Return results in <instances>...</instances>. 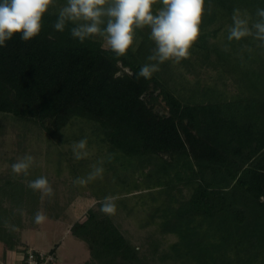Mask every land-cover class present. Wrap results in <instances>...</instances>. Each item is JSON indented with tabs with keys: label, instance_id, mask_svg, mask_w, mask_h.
I'll list each match as a JSON object with an SVG mask.
<instances>
[{
	"label": "trees",
	"instance_id": "1",
	"mask_svg": "<svg viewBox=\"0 0 264 264\" xmlns=\"http://www.w3.org/2000/svg\"><path fill=\"white\" fill-rule=\"evenodd\" d=\"M236 7L255 19L264 0H213L190 58L165 63L150 80L136 75L155 46L147 30L117 57L99 38L80 43L56 31L54 11L40 37L0 47V113L49 136L87 121L81 138L114 173L118 196L135 200L126 210L144 212L139 199L158 203L145 224L158 217L161 233L177 238L164 248L152 237L137 245L96 197L98 208H78L86 218L71 228L88 245L87 264H264V43L227 40ZM211 71L212 84L200 77ZM38 203L23 183L0 186L6 249L19 245Z\"/></svg>",
	"mask_w": 264,
	"mask_h": 264
},
{
	"label": "clouds",
	"instance_id": "2",
	"mask_svg": "<svg viewBox=\"0 0 264 264\" xmlns=\"http://www.w3.org/2000/svg\"><path fill=\"white\" fill-rule=\"evenodd\" d=\"M54 11L56 31L63 33L67 28L80 43L99 38L101 46L117 57L134 51L141 43V31L147 30L155 46L136 75L150 80L165 63L179 64L190 58L203 34L204 20L212 14L213 0H0V47H6L17 35L25 42L37 39L42 35L45 17ZM249 37L264 43V7L255 10V19L246 9H233L227 40L241 42ZM71 150L76 160L92 156L87 137L74 141ZM34 163L35 158L26 153L10 167L17 177H27ZM105 171L103 159H97L91 170L76 177L75 182L87 184L102 178ZM28 187L39 192L42 199L54 194L44 175L29 180ZM115 199L105 197L100 211L115 214ZM47 219L43 211L33 217L37 225Z\"/></svg>",
	"mask_w": 264,
	"mask_h": 264
},
{
	"label": "rangeland",
	"instance_id": "3",
	"mask_svg": "<svg viewBox=\"0 0 264 264\" xmlns=\"http://www.w3.org/2000/svg\"><path fill=\"white\" fill-rule=\"evenodd\" d=\"M211 76H214L212 71L210 75H200L204 82L212 84L214 79ZM193 77L188 75V79L191 81H193ZM158 110L163 112L160 108ZM87 124L88 122L85 120L76 119L64 127L59 134L49 136L37 124L0 113V186L8 179L28 186L29 180L44 175L48 177L54 188V194L43 199L36 191L39 198L38 211H43L48 219L45 223L37 225L34 223L33 217L26 215L24 217L25 227L21 231L19 230L20 235L17 237L18 243L22 244L21 242L27 240L26 236H28L29 244L38 250H52V252L56 250V264H85V260H90L87 243L66 231L76 221H83L86 218L84 213L81 216L77 215L78 208L93 206L94 209H97L99 204L96 197L103 201L107 196L116 197L120 193L115 191L117 187L114 173L109 171L105 164L106 171L102 178L84 185L75 182L76 177L85 175L91 170V165L97 159H101L97 157L96 146H90L92 151L90 159L76 160L73 157L71 144L77 137L81 139V135L88 132L87 129H84ZM26 153L35 158V163L27 177H17L12 172L10 165ZM143 193L145 194L146 191ZM139 200L142 203H139L138 206L144 212L130 214L126 207L134 204L135 200L131 204L120 196L115 199L117 212L112 217L123 232L137 245H140L142 241H147L149 237L161 241V248L174 243L177 240L174 234H162L159 230L160 218H151L150 222L145 224L150 219L151 209L158 203L145 200V198V201ZM56 244H59L60 247H57ZM27 249L37 251L32 247H27Z\"/></svg>",
	"mask_w": 264,
	"mask_h": 264
},
{
	"label": "crops",
	"instance_id": "4",
	"mask_svg": "<svg viewBox=\"0 0 264 264\" xmlns=\"http://www.w3.org/2000/svg\"><path fill=\"white\" fill-rule=\"evenodd\" d=\"M71 228L68 227L66 233L72 234L71 233ZM25 233H27V232H25ZM22 237H25V236H22ZM26 238H27V240H23L21 242L24 245L20 244L16 248H11V249H6L4 247V245L2 243H0V264H21V259H22V256H23L22 248L32 247L35 250L40 251V252H50V251H52V250H50V251L38 250L35 246H31L29 244L28 236H26ZM56 245H57V247H60V246H58L59 244H56ZM60 245H61V243H60ZM53 251L55 252V254L57 253L56 250H53ZM89 258H90V253H89ZM88 260H85V264H87Z\"/></svg>",
	"mask_w": 264,
	"mask_h": 264
},
{
	"label": "built area",
	"instance_id": "5",
	"mask_svg": "<svg viewBox=\"0 0 264 264\" xmlns=\"http://www.w3.org/2000/svg\"><path fill=\"white\" fill-rule=\"evenodd\" d=\"M57 258L54 254L41 253L34 250H26L23 253L21 264H56Z\"/></svg>",
	"mask_w": 264,
	"mask_h": 264
},
{
	"label": "bare ground",
	"instance_id": "6",
	"mask_svg": "<svg viewBox=\"0 0 264 264\" xmlns=\"http://www.w3.org/2000/svg\"><path fill=\"white\" fill-rule=\"evenodd\" d=\"M49 253V252H48Z\"/></svg>",
	"mask_w": 264,
	"mask_h": 264
}]
</instances>
